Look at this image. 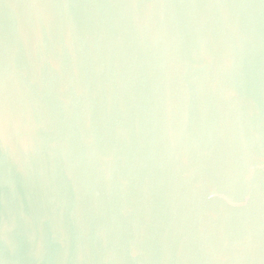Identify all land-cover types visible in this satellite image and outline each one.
<instances>
[{
    "label": "water",
    "instance_id": "1",
    "mask_svg": "<svg viewBox=\"0 0 264 264\" xmlns=\"http://www.w3.org/2000/svg\"><path fill=\"white\" fill-rule=\"evenodd\" d=\"M0 264H264V0H0Z\"/></svg>",
    "mask_w": 264,
    "mask_h": 264
}]
</instances>
